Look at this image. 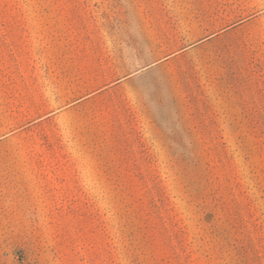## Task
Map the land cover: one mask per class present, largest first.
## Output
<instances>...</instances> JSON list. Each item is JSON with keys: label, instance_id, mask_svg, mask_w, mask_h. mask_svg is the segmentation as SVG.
I'll return each mask as SVG.
<instances>
[{"label": "rangeland", "instance_id": "rangeland-1", "mask_svg": "<svg viewBox=\"0 0 264 264\" xmlns=\"http://www.w3.org/2000/svg\"><path fill=\"white\" fill-rule=\"evenodd\" d=\"M249 195L264 0H0V264H264Z\"/></svg>", "mask_w": 264, "mask_h": 264}, {"label": "trees", "instance_id": "trees-1", "mask_svg": "<svg viewBox=\"0 0 264 264\" xmlns=\"http://www.w3.org/2000/svg\"><path fill=\"white\" fill-rule=\"evenodd\" d=\"M216 159V160H215ZM214 159V162H224L223 161V158L222 157H220V156H217V158H215ZM213 161V160H212ZM234 178H235V180H237L239 177L235 174L234 175ZM240 179V178H239ZM240 186V185H239ZM232 192H234V190L232 191ZM246 193V192H245ZM216 197V196H215ZM153 202L156 204V202L153 200ZM248 206H249V215H250V217L252 218V219H254V220H256L257 222H259V223H256V229H259L260 230V232H263V234H264V221H259V219H261V217L259 216V214H261V215H263V212H262V209H261V206L259 205V203H258V199L257 198H255V197H252V195H249L248 196ZM229 203V202H228ZM233 209H234V211L237 213V212H239V213H241V208L239 207V206H237V207H234L233 206ZM140 212H142V210H135V211H133L132 213H131V215H133L134 217H136V218H138L139 219V215H140ZM237 215H238V213H237ZM151 216H150V214H145V219H144V221H145V223H146V225H147V227H146V229L149 227V225H150V222H151V218H150ZM205 220H206V222L211 226V229H212V233L215 235V236H217V237H219L222 241H224L225 243H226V245H228V246H235L234 245V242H232V240L228 237V236H226L225 234H223V232L220 230V228H218L219 226H218V223L217 224H214V222H213V220H214V215H213V213H211V212H206V214H205ZM220 219H218V221H219ZM241 222L243 223V224H246L247 222H246V219H244L243 218V215H242V218H241ZM133 227H135L136 225L134 224V225H132ZM139 229H140V227H138ZM183 229H184V231H183V234L185 235L186 234V236H189V234H190V232H189V230H188V225H184L183 227H182ZM146 229H144V230H141V232L143 233V240H144V242H146V243H144L143 245L139 242L138 244H136V246H134V250H136V251H141V249H143V248H145V246H147V245H150V246H148L149 247V249H151V250H153V252H152V254H151V258L156 262V264H172V262H171V260H170V258H167V257H162V256H160V254H159V247H158V245L153 241L152 242V239H151V235L148 233V232H146ZM183 235V236H184ZM185 238V237H184ZM141 239V240H142ZM140 240V241H141ZM186 240H188V238L186 237ZM169 241H170V243L171 244H173L172 242H171V240H170V236H169ZM134 245V244H133ZM255 249L253 246H250V245H248V244H243L242 246H241V249H240V251L238 252V254H239V257H238V262H237V264H252L251 262H254L256 259H260V257L258 258V257H256L255 259H251V257H249V255L250 254H248L249 253V251L251 250V249ZM158 251V252H157ZM259 256V255H258ZM117 264H119V263H117Z\"/></svg>", "mask_w": 264, "mask_h": 264}]
</instances>
